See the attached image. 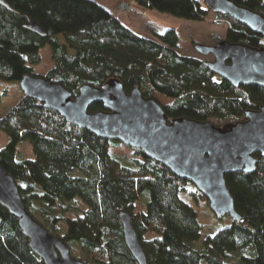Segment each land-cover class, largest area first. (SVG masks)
Segmentation results:
<instances>
[{
    "label": "trees",
    "instance_id": "obj_1",
    "mask_svg": "<svg viewBox=\"0 0 264 264\" xmlns=\"http://www.w3.org/2000/svg\"><path fill=\"white\" fill-rule=\"evenodd\" d=\"M5 1L13 11L0 5V98L5 95V82L36 74L39 50L46 46L53 66L39 75L60 83L73 98L84 84L100 87L109 79H119L126 92L138 85L169 118L214 119L223 124L242 120L245 111L264 106V87H234L222 77L215 78L203 64L207 59L178 53L172 28L146 37L93 0ZM127 1L186 20L201 21L209 12L196 0ZM232 1L264 16V0ZM215 15L229 25L224 39L264 48L260 34L229 15ZM27 18L45 36L25 29ZM57 36L64 42L59 43ZM100 110H104L100 102L88 107V112ZM0 132L8 137L0 148V165L14 178L25 208L32 216L38 213L46 230L62 239L71 256L84 264H138L124 243L120 211L129 214L147 264H264V156L260 153H255L254 172L225 174L242 219L224 215L228 226L208 235L205 247L198 250L191 245L200 237L197 212L179 194L188 181L141 149L68 123L57 111L24 94L0 118ZM24 140L30 142L33 158L17 160L18 144ZM111 145L125 146L131 155L114 154ZM192 193L208 204L195 187ZM76 198L86 205L83 213L64 215L76 207ZM0 264H43L17 219L1 205Z\"/></svg>",
    "mask_w": 264,
    "mask_h": 264
},
{
    "label": "water",
    "instance_id": "obj_2",
    "mask_svg": "<svg viewBox=\"0 0 264 264\" xmlns=\"http://www.w3.org/2000/svg\"><path fill=\"white\" fill-rule=\"evenodd\" d=\"M0 5L13 9L5 0ZM214 13L229 15L264 37V16L232 0H204ZM23 27L39 36L46 32L31 18ZM194 49L212 60L203 64L234 87L255 84L264 87V48L250 47L221 39L213 45L195 43ZM25 96L43 102L68 123L85 128L98 137L114 139L139 148L151 159L168 167L178 177L192 183L207 199L217 218L242 217L234 208L226 187L225 174L256 170L255 153L264 156V106L247 110L244 119L215 124L184 117L169 118L152 97L143 95L138 85L129 92L119 79H109L100 87L84 84L73 98L60 83L39 74H25L19 81ZM100 102L104 110L88 112ZM0 205L17 219L30 249L43 264H84L73 258L68 246L50 234L25 208L14 178L0 165ZM124 243L138 264H147L144 251L126 211L119 212Z\"/></svg>",
    "mask_w": 264,
    "mask_h": 264
},
{
    "label": "rangeland",
    "instance_id": "obj_3",
    "mask_svg": "<svg viewBox=\"0 0 264 264\" xmlns=\"http://www.w3.org/2000/svg\"><path fill=\"white\" fill-rule=\"evenodd\" d=\"M99 5L103 6L111 14L115 15L119 20L130 26L134 31L146 36L153 37V32H164L167 29H174L177 34V48L176 51L183 55L199 57L207 60H212L211 55L203 56L194 49L195 43H202L205 45H213L215 40L224 39L226 30L229 25L224 21H217L216 13L209 11L205 19L201 21L186 20L176 18L167 13L159 12L155 9H147L138 6L132 1L127 0H93ZM201 6L204 5V0H196ZM123 6L125 8H123ZM57 41L63 43L62 36H57ZM69 52H72L69 50ZM41 55V62L34 66V73L44 74L49 68L53 66V61L50 58L48 48L42 47L39 50ZM217 79V76L215 77ZM5 95L0 98V118L7 112L23 95L17 81H8L4 83ZM0 91L3 87L0 86ZM243 119V118H241ZM217 123L214 119L212 120ZM8 141V137L0 132V148ZM110 150L114 154L131 155V150L122 145H111ZM33 152L28 140H24L18 144L16 159H32ZM74 173H79L77 170ZM193 184L188 182L180 189L181 198L192 206L197 212V219L200 226V237L192 242V247L202 250L204 246V239L208 235H213L218 230L228 226V217L223 216L217 218L205 200H196L193 196ZM76 207L64 215L75 216L81 215L86 208V205L76 198ZM141 205L137 202V209H141ZM33 216L42 223V219L38 213ZM60 233L65 232V227L60 226ZM200 264H205L201 261Z\"/></svg>",
    "mask_w": 264,
    "mask_h": 264
},
{
    "label": "flooded vegetation",
    "instance_id": "obj_4",
    "mask_svg": "<svg viewBox=\"0 0 264 264\" xmlns=\"http://www.w3.org/2000/svg\"><path fill=\"white\" fill-rule=\"evenodd\" d=\"M216 41H218V40H216ZM214 43H216V42H214ZM103 106V105H102Z\"/></svg>",
    "mask_w": 264,
    "mask_h": 264
}]
</instances>
